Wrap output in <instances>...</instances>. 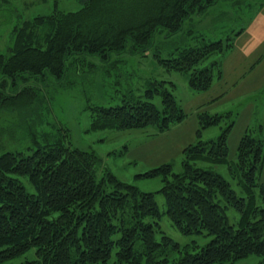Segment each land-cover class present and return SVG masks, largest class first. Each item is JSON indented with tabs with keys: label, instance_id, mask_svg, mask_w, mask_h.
<instances>
[{
	"label": "trees",
	"instance_id": "16d2710c",
	"mask_svg": "<svg viewBox=\"0 0 264 264\" xmlns=\"http://www.w3.org/2000/svg\"><path fill=\"white\" fill-rule=\"evenodd\" d=\"M78 1L82 8L77 12L56 9L15 27L12 55L7 58L0 51V113H27L37 102L39 92L27 84L17 90L19 83L51 76L57 85L67 86L69 61L83 63V56L107 60L113 53H123L130 39L135 49H147L158 30L174 34L189 16L200 15L219 0ZM232 45L223 40L205 42L178 49L177 57H156L168 71L189 72L190 86L206 91L219 63L198 66ZM173 89V83L152 82L147 100L93 107L89 131L155 127L163 133L185 117ZM157 95L162 109L151 101ZM200 116L203 128L222 120L218 114ZM230 129L217 140L189 145L181 173L164 164L143 175L162 177L165 214L184 235L212 237L195 253L189 246L182 251L162 231L163 214L154 193L99 171L100 158L93 151L75 148L67 127L55 134L42 131L41 136L36 130L28 152L0 155V262L34 248L36 259L23 264H109L114 252L113 264H163L168 262L167 249L172 248L181 253L176 264L234 263L250 255L260 256L264 264V140L244 134L237 159L231 162ZM198 161L227 165L238 190L218 171L196 166ZM23 178L34 193L28 192ZM231 208L239 215L236 224L229 220ZM157 233L162 234L161 241Z\"/></svg>",
	"mask_w": 264,
	"mask_h": 264
},
{
	"label": "rangeland",
	"instance_id": "374dc122",
	"mask_svg": "<svg viewBox=\"0 0 264 264\" xmlns=\"http://www.w3.org/2000/svg\"><path fill=\"white\" fill-rule=\"evenodd\" d=\"M82 8L78 0H5L0 3V51L9 58L14 45V29L22 20L51 15L56 9L64 13L77 12ZM223 40L233 45L222 54H213L198 67L214 69L213 83L206 91L190 86V73L168 71L157 59L178 56V49L199 47L205 42ZM84 62L69 61L64 84H56L51 76L21 82L17 90L26 84L39 93L37 102L23 111L0 113V155L7 152H28L34 146L32 133L42 131L55 134L67 127L75 148L93 151L100 158L99 171H107L120 181L137 187L142 192L154 193L161 213L162 231L184 251L189 246L192 253L206 246L212 237L203 234L184 235L165 214L166 199L161 190L162 177H145V173L164 164L172 166L173 173L183 171L185 149L199 142L217 140L231 126L228 144L230 161L237 159L238 146L246 133L264 140V0H219L205 8L200 15L189 16L180 31L169 34L158 30L147 49H135L134 42H127L125 51L109 59L83 56ZM221 72V73H220ZM173 83V93L185 114L184 119L163 133L155 127L142 130H107L90 132L92 108L117 107L126 100H147L146 92L155 82ZM68 82L71 84L69 85ZM167 87H170L167 84ZM162 109L161 97L151 99ZM204 113L218 114L222 120L217 125L203 128ZM226 177L236 191V181L226 166L196 162ZM232 179V180H231ZM28 192L35 190L22 179ZM229 220L236 224L239 215L231 208ZM157 240L162 234L157 233ZM197 248H194L196 247ZM168 262L176 264L181 253L167 249ZM36 259L33 248L26 254L0 262L23 264ZM115 261V252L109 262ZM262 258L250 255L234 263L260 264Z\"/></svg>",
	"mask_w": 264,
	"mask_h": 264
}]
</instances>
